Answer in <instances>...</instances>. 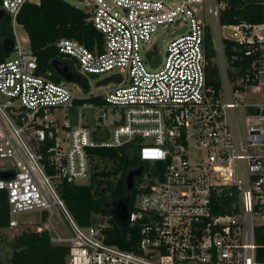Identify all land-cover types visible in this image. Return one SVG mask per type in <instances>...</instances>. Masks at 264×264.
Here are the masks:
<instances>
[{"label":"built area","instance_id":"2783aa9c","mask_svg":"<svg viewBox=\"0 0 264 264\" xmlns=\"http://www.w3.org/2000/svg\"><path fill=\"white\" fill-rule=\"evenodd\" d=\"M251 1L258 21L220 23L226 0H78L102 36L101 50L60 38L58 52L75 61L76 79L121 76L83 97L52 70L40 71L13 29V50L0 61V171L12 172L0 178L8 226L39 211L42 223L32 229L66 245L68 264H264V242H257L264 237V0ZM25 2L37 0H0L12 27ZM160 27L172 28L163 58L153 40ZM208 30L219 89L206 83ZM224 40L233 44L230 59ZM133 142L139 160L164 169L150 177L143 168L134 178L126 223L138 224L139 240L128 250L105 241L104 225L80 226L58 185L87 183L96 162L107 163L94 148ZM60 211L69 234L54 225Z\"/></svg>","mask_w":264,"mask_h":264},{"label":"trees","instance_id":"16d2710c","mask_svg":"<svg viewBox=\"0 0 264 264\" xmlns=\"http://www.w3.org/2000/svg\"><path fill=\"white\" fill-rule=\"evenodd\" d=\"M227 6L222 10L220 23H237L239 21L256 22L260 18V7L251 0H226ZM87 13L79 7L64 0H37V2H25L15 20L21 25L28 37V48L36 55L40 71L52 70L53 79L62 81V76L56 72L52 63L60 62L72 73L73 79L81 86L86 84L85 78L76 79L77 64L70 56L60 54L55 43L60 38L75 39L89 49L95 47L101 50L102 36L87 21ZM5 37H14L12 18L5 14L0 20V61L10 56L3 50L1 40ZM205 56L207 64L206 83L215 89L220 87L219 70L212 58L215 54L211 36L208 31L205 35ZM225 52L229 57L233 44L224 40ZM238 53V52H237ZM239 54V53H238ZM233 65H239V61H233ZM230 73V71H229ZM88 101H96L94 96L85 98ZM134 142L129 146L118 148L96 147L92 151L98 158L107 160L102 168L97 164L89 176L87 183H72L62 181L58 185V191L67 209L80 226L98 224V214L104 215L110 210L105 208V199L111 201L130 198L129 209L133 208L136 197V187L127 191L124 177L133 168L141 166L149 172V176L159 175L164 169L163 162H143L135 155ZM135 178V182L140 181ZM45 212L43 218H45ZM102 217V216H101ZM9 204L7 193L0 189V230L9 227ZM107 225L102 227L105 241L123 249H134L139 240L138 224L120 223L111 213L107 219ZM1 242V239H0ZM257 242H264L263 236L257 237ZM11 253L7 259L9 264H65L68 248L64 244H54L50 241L47 230L36 231L34 229L22 230L13 236ZM0 264L1 261H0Z\"/></svg>","mask_w":264,"mask_h":264},{"label":"rangeland","instance_id":"374dc122","mask_svg":"<svg viewBox=\"0 0 264 264\" xmlns=\"http://www.w3.org/2000/svg\"><path fill=\"white\" fill-rule=\"evenodd\" d=\"M72 5H75L77 7H82V4L78 2V0H64ZM167 1H176V0H167ZM206 6V4H205ZM200 15L205 19L208 20V15L205 14V12H201ZM14 30L17 33V36L19 39L23 36V29L19 27L18 25L14 26ZM171 31L172 28H163L160 27L157 29V31L154 32L153 34V40L156 41L157 49H158V54L161 58L164 56V51L166 47V43L168 42L169 38L171 37ZM209 34L211 33L210 30H208ZM227 30H225V34H228ZM211 36V35H210ZM212 40V37H211ZM27 47V46H26ZM147 68L151 69L154 67V65L148 64L147 63ZM82 76L85 78V82L87 83L88 88L84 89L79 83H72V82H66L65 83L73 90L74 94H76L79 97H83L85 95H88L90 93H95L101 89L100 86L97 85V82L99 79L103 76V74H87V73H82ZM98 168H102L104 166V162H96ZM107 165V163H106ZM107 205L105 208L110 210L109 203L111 204L110 198L106 197L105 199ZM111 212L108 211L107 214L104 215H97L96 221L100 225H107V219L109 218ZM41 214L37 210H31V211H26L23 213H20L17 215V220L18 224L16 227H7L3 228L0 230V261L2 264H9L7 259L11 253V246L10 242L16 234H19L22 230L25 229H32L34 225L36 224H41L42 221L40 220ZM42 219V218H41ZM55 227L59 229L61 232L64 234H69L70 230L68 228L67 222L63 217L62 212L58 215H56V222L54 223ZM65 264H68L67 261Z\"/></svg>","mask_w":264,"mask_h":264},{"label":"water","instance_id":"95a60500","mask_svg":"<svg viewBox=\"0 0 264 264\" xmlns=\"http://www.w3.org/2000/svg\"><path fill=\"white\" fill-rule=\"evenodd\" d=\"M5 15V12L3 9L0 8V20ZM3 50L7 53L12 52L13 45H14V38L12 37H5L1 40ZM53 69L58 72L63 80L66 82H72L75 81L73 79L72 73L67 70L66 66L61 64L60 62L54 61L52 63ZM121 79L120 74H112L108 77H105L97 82V85H105L110 81L113 82H119ZM86 88V84L83 86ZM143 168L141 166L137 167L136 169H132L128 171L124 177L125 185L127 191H131L134 185V178L136 176H139L142 173ZM12 176V172L8 171H0V178H8ZM128 200L129 196L127 195L124 199H120L117 202L114 203L111 213L116 218L117 221L120 223H126L128 220V214H129V206H128Z\"/></svg>","mask_w":264,"mask_h":264},{"label":"crops","instance_id":"0c3cea01","mask_svg":"<svg viewBox=\"0 0 264 264\" xmlns=\"http://www.w3.org/2000/svg\"><path fill=\"white\" fill-rule=\"evenodd\" d=\"M15 25H18L19 27H21V25H19L18 23H16L15 22V24H14V26ZM14 26H13V29H14ZM22 28V27H21ZM16 32V31H15ZM17 34V33H16ZM20 39H22L24 42H26V44H28V37H27V35H26V33H25V31L23 30V36L20 38ZM11 53V52H10Z\"/></svg>","mask_w":264,"mask_h":264}]
</instances>
